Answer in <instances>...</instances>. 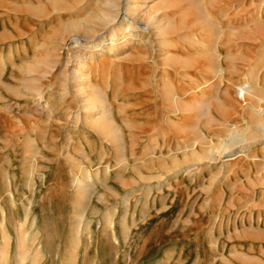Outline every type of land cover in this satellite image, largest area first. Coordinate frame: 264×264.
I'll list each match as a JSON object with an SVG mask.
<instances>
[{"label":"rangeland","instance_id":"1","mask_svg":"<svg viewBox=\"0 0 264 264\" xmlns=\"http://www.w3.org/2000/svg\"><path fill=\"white\" fill-rule=\"evenodd\" d=\"M96 5L0 0V223L12 239L8 264H264V141H253L260 137L255 116L243 112L237 94L249 82L244 86L264 95V0H151L160 25L172 30L128 28L129 45L109 53L74 49L69 25L87 20ZM123 19L121 11L115 26ZM208 49L223 77L207 61ZM163 55L191 66H161ZM78 63L88 90L105 97L103 119L123 134L122 164L114 145L90 127L95 113L83 111L68 80L63 88ZM185 91L184 103L203 101L207 117L212 108L213 130L209 117L194 121L186 104L178 114L171 98L163 99ZM207 91L216 98L204 97ZM227 132L251 135L248 156L208 162ZM79 168L88 171L91 201L77 200ZM16 226L36 235L39 258L36 246L18 263Z\"/></svg>","mask_w":264,"mask_h":264},{"label":"bare ground","instance_id":"2","mask_svg":"<svg viewBox=\"0 0 264 264\" xmlns=\"http://www.w3.org/2000/svg\"><path fill=\"white\" fill-rule=\"evenodd\" d=\"M150 1L151 0H131L130 4H125L124 6H122V4L119 3L120 2L119 0H99V5L98 6L96 5L97 8L95 9V11L90 13V16L88 17L87 20L83 21V20H79L80 19L79 18V19H77L76 22L71 23L69 25L70 29L73 32V35H72L73 38L72 39H74V44H73L74 49L75 48H81L84 51L94 52L97 50H104L102 48H106L107 52L109 53L113 49L114 46H116V49L119 50V49H122L123 46L125 47V46L129 45V41H128L129 38H127V36L130 33H128L127 36L123 34V32L128 28H129L128 30H130V29L133 31L136 30V32L141 30L139 32H146L148 34L151 33V35L156 32V30L154 31V29H159V30H162V28L165 29L166 25H160L161 24L160 20H159L160 18L157 17V14H160L159 13L160 9H158L157 6L155 7V5L152 7L148 6V2H150ZM58 3L60 4V1L56 2V4H58ZM78 3H80V2H78ZM55 10L56 9H54V11ZM121 11L124 12L126 19L121 20L118 23L119 25H117V27H116L115 24H116V21L119 19V15H120ZM198 12H199V10H198ZM142 17H143V19H141ZM142 20L144 21V24L142 23L143 26H142V28H140L139 24H141V22H143ZM191 22L192 21H190V22L180 21L179 27L187 28L192 24ZM166 29L169 31V30H172L173 28H172V26L171 27L167 26ZM60 39L62 41L65 40V36L62 35ZM159 42H160V48L162 49L164 44L161 41H159ZM105 43H106V45H105L106 47L104 46ZM147 43H149V45H150V42H147ZM160 48L157 51L159 53H161ZM211 49H208L212 53H211V56L208 57L207 61L212 63V65L215 67L214 68L215 70L212 69L210 72H212L213 70H214V72L218 71L216 73V75H218V76L222 75V77H223V72H222V70H220V67L218 65L219 61L217 60V56H216L214 50H211ZM76 53L77 52L74 51V52L70 53L69 55L71 56V58H73V56ZM157 55H159V54H157ZM166 57L167 56L161 57V59H160V63H161L160 65L161 66H167V67H171L174 69L175 68L184 69L186 67H189V65L191 66V64L186 60H175L169 56L167 58ZM158 58H160V57H158ZM41 59H42V57H40V58L35 57V61L39 62ZM80 59H81L80 56L77 57V60H79L80 62L83 63L84 59H81V60ZM10 64H12V63H10ZM37 66L38 65H36V67ZM81 66L82 65H80V64L75 65V68H73L71 70V72L68 73L64 77L63 88L67 87L66 84H69V83H65V81L68 80L71 83L72 88L75 90V92L78 93V95H80L82 98L81 106H82L83 111L88 112L89 114H90V112L95 113V116H92V118L89 122L90 127L93 128V130L97 133L98 136L104 137L110 144L114 145V148L116 150L115 152L118 155L116 157L120 156L118 158L119 159L118 163L122 164L123 160H121V159H122V157H124L121 155V153L123 154V152H124L123 134H122L121 130L118 129L107 116H106L107 118L105 120L103 119V116H105V114H107V110L103 106L105 97H103L102 95H99L98 94L99 92L96 93L93 90H88V87H90V83L87 81V77L80 75L79 70H80ZM34 68H35L34 65H31L32 70L30 72H33ZM44 68L45 69L48 68L46 73L49 72L53 68L52 62L51 63H49V62L45 63ZM203 71H205V70H203ZM46 73L40 75L39 77L44 78ZM220 81H221V79H218L219 84H221ZM86 83H88V85ZM247 83H249V82H244L241 85H238L237 94L239 96L240 102L242 101L244 104L242 106V107H244L243 112L246 113L247 111L250 110V112H252L251 114H253L255 116L254 119L256 122L255 123L256 131L259 132L258 136H260L259 139L255 138V140H253L256 144V143H259L260 141H264V107H263V109L260 107V103L264 104V97H263L264 95L262 96L261 91H259L258 90L259 88L257 89L256 86L254 88L253 87L252 88L245 87L244 85H247ZM81 85H83V86L85 85L86 87H78ZM217 86H219V85H217ZM169 92H171V91H169ZM181 93L182 94H180V93L175 94L174 93L173 95L170 93H167L169 95H166L165 97H163V99H167V97H170L171 98L170 102L176 106V111L178 112V114L181 113L180 112L181 106H184L186 104L185 107L188 108V112L193 113L192 118L194 121H197L200 117H203V116L207 117L205 114V109H204L205 103H203V101H201L200 103L193 102V101L191 103H184L183 101H185V99L183 97L186 94V91H185V93H183V92H181ZM215 93H217L216 90H215ZM37 95L39 96L40 99H42V95H40V94H37ZM205 95H207V97H210L211 99L216 98L215 96H213L214 93H209L208 91L204 93V97H205ZM242 107H241V109H242ZM210 108H211V104H210ZM213 109L215 110V112L219 113V115H221L220 113H222V111H223L218 102H215ZM185 111H187V110H185ZM211 111H212V108L210 110H208V112H209L208 117L209 118L207 117L208 119L206 120V124L209 127V129H210V126L215 127V125H216V123L214 122L215 117L213 118V114L210 115ZM221 118H223V117H221ZM210 130H213V129H210ZM225 136H226V139L222 140L221 143L219 144V146L211 147L210 153L213 152V155H211L210 157L207 158L208 162H219V163L224 164L225 162L234 160L238 157L248 156L247 154H245L248 150L247 144H249L250 141L253 139L250 134L245 133V132H243V133H237V132L235 133L234 132L233 134L231 132H227ZM225 141H227V142H225ZM145 150H144V153H145ZM81 151L83 152V149ZM147 165L144 164L145 168H147ZM76 166H78V165L76 164ZM76 166H74V168ZM77 169H78V167H77ZM83 170L80 169L79 170L80 175L75 176V184L77 187V189H76L77 200L78 201H80V200L89 201L91 198L90 197L91 191L89 189L90 188L89 185H87L85 183V178H87L89 174H88V171H86V170L83 171ZM25 173H27V179H26L27 182H30V178L33 175L30 174L31 175V177H30L28 172H25ZM4 174H6V173H4ZM31 180H33V179H31ZM28 184H30V183H28ZM32 185H34V183L29 185V188L32 190V192H34L33 191L34 188L32 187ZM7 187H8V189H10V186H7ZM8 193H10V192H8ZM32 195H34V194H32ZM126 199H127V197L125 196V200H123V202L126 201ZM83 201H81V202H83ZM0 211L2 212V210H0ZM28 213L29 212L25 213L26 214L25 220H27V218L29 217ZM81 214H78L76 216V218L78 217L80 220L81 217L84 216V215L82 216ZM107 222H109V221H107ZM2 224L3 223H0V227H1L0 229H2L1 235H2V239H4V244L2 243L0 245V261L4 262L5 264H8V262H7L8 260H6V259L10 255V251H12L11 250L12 239L9 238L10 235L8 237L9 229L6 228L5 225L3 226ZM16 229H17L16 230L17 236H16L15 244L17 246V256L20 260V261H18V263L24 262V260L26 259V254L32 253L33 250L36 249L35 248L36 246H37V249H36V252H34V253H36L37 256L36 257L34 256V257H35V259L39 258V256H41L40 254H41L42 249L40 246L41 243L37 241V238H35L36 235L32 234V235L27 236L26 231L23 230L22 226H19V227L16 226ZM77 234H79V233H77ZM2 239H1V241H2ZM15 255H16V253H15ZM30 256H31V254L28 255V257H30ZM8 258H10V256ZM35 262H37V261H35ZM35 262H33V263H35Z\"/></svg>","mask_w":264,"mask_h":264}]
</instances>
